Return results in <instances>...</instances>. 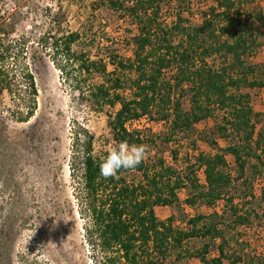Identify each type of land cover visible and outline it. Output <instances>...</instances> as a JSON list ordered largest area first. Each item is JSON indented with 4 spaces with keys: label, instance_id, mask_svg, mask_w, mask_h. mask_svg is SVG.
Returning a JSON list of instances; mask_svg holds the SVG:
<instances>
[{
    "label": "trees",
    "instance_id": "trees-1",
    "mask_svg": "<svg viewBox=\"0 0 264 264\" xmlns=\"http://www.w3.org/2000/svg\"><path fill=\"white\" fill-rule=\"evenodd\" d=\"M98 2L96 8L128 19L135 34L100 46L85 26L82 31L45 32L38 43L81 100L94 112L105 113L115 145H155L156 138L128 128L146 117L166 124V132L157 138L172 147L170 161L148 150L136 169L104 178L98 162L107 150L94 155L92 134L76 127L69 175L76 183L91 261L176 264L193 258L200 264H264L263 255L243 252L248 242L241 241L240 233L227 236L238 227L255 228L264 219V187L258 209L246 207L251 202L236 191L249 164L258 174L264 169V131H256L263 115L253 111L247 91L264 87L258 66L247 62L264 35L258 0H218L206 7L195 0ZM8 36L0 29V95L12 101L6 113L26 122L36 109L37 88L26 41ZM121 45L130 48L129 56L119 53ZM211 118L214 125L202 137L210 152L193 157L196 125ZM217 139L228 144L221 147ZM184 145L187 150L180 157ZM227 155L233 157V167ZM200 169L203 183L197 176ZM180 201L213 211L186 217L185 227H176L173 215L164 220L155 215V207ZM191 241L198 245L189 248Z\"/></svg>",
    "mask_w": 264,
    "mask_h": 264
},
{
    "label": "rangeland",
    "instance_id": "rangeland-1",
    "mask_svg": "<svg viewBox=\"0 0 264 264\" xmlns=\"http://www.w3.org/2000/svg\"><path fill=\"white\" fill-rule=\"evenodd\" d=\"M217 1L195 0V3L206 7ZM98 4V0H0V29L10 39L26 41V57L37 88L36 109L26 122H17L6 113L12 101L7 95H0V264H93L84 241L85 221L79 213L76 183L69 175L74 130L82 125L92 134L94 155L115 144L105 113L94 112L81 100L78 92L63 80L38 39L45 32L82 31L85 26L90 27L89 35L97 37L96 43L101 41L100 46L109 44L111 39L120 41L135 34L128 19L122 20L103 7L98 9ZM257 4L264 21V0H258ZM192 21L197 22V18ZM259 29L264 33V24ZM260 39L262 45L247 62L258 66L257 75L264 77V35ZM119 53L129 56L130 48L121 45ZM247 91L253 111L263 115L258 118L256 131H264V87ZM213 125L212 118L196 125V150L190 151L193 157L200 151L210 152L202 137ZM128 128L156 138V144L148 147L149 152L170 161L172 146L157 138L166 132V124L145 117ZM217 142L221 147L228 144L223 139ZM179 150L180 157H184L185 145ZM226 159L233 167V157L227 155ZM197 176L203 183L201 169ZM236 185L238 195L251 202L246 207L258 209L264 169L258 174L249 164ZM184 197L181 191L180 200ZM218 208L221 209L220 205ZM212 211L204 206L191 208L182 201L171 207L154 208L160 220L173 215L176 227H185L183 220L190 215ZM234 233H240L241 241L248 242L244 253L264 256V219L255 228L238 227L227 236ZM197 245L198 241L188 243L189 248ZM232 245L238 252L239 247ZM214 254L215 251L211 255ZM176 264L200 263L190 258Z\"/></svg>",
    "mask_w": 264,
    "mask_h": 264
},
{
    "label": "clouds",
    "instance_id": "clouds-1",
    "mask_svg": "<svg viewBox=\"0 0 264 264\" xmlns=\"http://www.w3.org/2000/svg\"><path fill=\"white\" fill-rule=\"evenodd\" d=\"M148 148L146 145H129L121 141L107 150L106 155L99 158L98 168L104 178L115 177L121 169L134 170L146 158Z\"/></svg>",
    "mask_w": 264,
    "mask_h": 264
}]
</instances>
